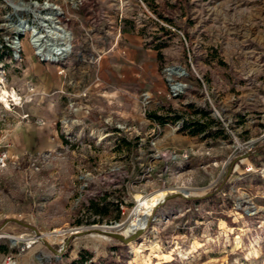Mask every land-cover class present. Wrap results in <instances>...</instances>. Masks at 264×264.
Segmentation results:
<instances>
[{"label":"rangeland","instance_id":"1","mask_svg":"<svg viewBox=\"0 0 264 264\" xmlns=\"http://www.w3.org/2000/svg\"><path fill=\"white\" fill-rule=\"evenodd\" d=\"M49 4L64 63L32 47L56 44ZM0 77V264H264V0H0ZM159 191L180 196L136 242L97 232Z\"/></svg>","mask_w":264,"mask_h":264},{"label":"bare ground","instance_id":"2","mask_svg":"<svg viewBox=\"0 0 264 264\" xmlns=\"http://www.w3.org/2000/svg\"><path fill=\"white\" fill-rule=\"evenodd\" d=\"M47 9H49V18L52 21H55L59 24H61L62 16L61 14L53 7L47 6ZM60 33L63 35V38L65 40V43H67V49L62 50V52L59 54L60 57H58V60L62 61H68L69 59L74 57V54L76 55V48L73 44V36L66 32L62 27L60 29ZM67 34V36H66ZM67 37V38H66ZM75 50V51H74ZM0 102L3 104V106L6 109L10 108V102L14 105H18L19 98L16 94L13 92L7 91L5 88H3V81L0 77ZM167 196V193L165 191H159L155 194L149 195L148 197H141L136 196L134 201L136 203L135 208L133 209V217L128 222V225L126 228H124V231L121 232L123 235L128 236L131 235L136 229L144 228L147 222L148 216L151 214L154 207L158 206L160 203H162ZM162 201V202H161ZM12 239V245L15 246L19 240V238H10Z\"/></svg>","mask_w":264,"mask_h":264},{"label":"built area","instance_id":"3","mask_svg":"<svg viewBox=\"0 0 264 264\" xmlns=\"http://www.w3.org/2000/svg\"><path fill=\"white\" fill-rule=\"evenodd\" d=\"M49 6L55 8L57 11L59 10V7L57 5L49 4ZM53 23L58 25V26H56V33L54 32L55 33L54 34L55 37H53V38L55 40L52 39V40L56 41V44H54V47L53 48H46V47L42 46L39 39H34L33 40L32 47L35 50V54L40 56V57H42V60L50 61L52 63H64L65 61L58 60V57H60L59 54L62 52V50H66L68 48L67 47L68 45H67V43H65L63 35L60 33V29H61V26H59L60 24L55 22V21H53ZM66 32H68L72 36V33L70 31H66ZM66 36H67V34H66ZM12 43L15 44V46L12 47L13 50H14V51H12L13 54H15L16 57H19L18 53L20 52V48L21 47H20L18 39H16V41H13ZM169 82H173V81L169 80ZM170 85H171L170 89H171V92H172L173 96H176V95L182 93V90H183V85L182 84H180V83H171ZM179 124H180L179 128L182 129L183 126L186 123L182 122V123H179ZM168 156L171 159H176V158H178L180 156L183 157L184 159L186 158V154L178 155L174 151L168 153ZM7 162H8V153H7L6 150H3L0 147V168H4L7 165Z\"/></svg>","mask_w":264,"mask_h":264},{"label":"water","instance_id":"4","mask_svg":"<svg viewBox=\"0 0 264 264\" xmlns=\"http://www.w3.org/2000/svg\"><path fill=\"white\" fill-rule=\"evenodd\" d=\"M177 196H180V194L169 195V196H167L164 199V201L169 200V199L174 198V197H177ZM161 204H163V203H160L159 205H161ZM158 206H156V208ZM7 222L8 221H6L5 223H7ZM118 226L119 225H117L116 227H118ZM25 227H27V226H25ZM144 229H145V227L144 228H140V229H136L133 233H131V235H128V236H125L121 232H118V231L97 230V232L100 233V234H103L104 236H107V237L113 238L115 240H118L124 245H128V244L136 241L138 238H140L142 236L143 232H144ZM33 231H34L35 237L37 239L43 241L42 235H40L37 231H35V229H33ZM74 234H79V233L75 232ZM10 240H11V242H13L12 239H10Z\"/></svg>","mask_w":264,"mask_h":264},{"label":"crops","instance_id":"5","mask_svg":"<svg viewBox=\"0 0 264 264\" xmlns=\"http://www.w3.org/2000/svg\"><path fill=\"white\" fill-rule=\"evenodd\" d=\"M10 91H12L14 94H16L14 90L10 89ZM18 104H19V102H18ZM28 131H29V129L27 130V132ZM43 131H44L43 128L39 129V127H33L32 130L29 131V133H28V136L30 138L29 141H25V142L21 143L22 146L24 147L23 149H28V150L36 149L37 150L38 149L37 146H38V144L40 145V143L42 142V138H43L42 136H44V133H42ZM181 133L185 134L186 137H189V136H187L188 134H186L185 132H181ZM186 137H184V138H186ZM181 142H182V140H181ZM32 147H34V148H32Z\"/></svg>","mask_w":264,"mask_h":264},{"label":"trees","instance_id":"6","mask_svg":"<svg viewBox=\"0 0 264 264\" xmlns=\"http://www.w3.org/2000/svg\"><path fill=\"white\" fill-rule=\"evenodd\" d=\"M149 117H151V118H153L154 120H158L159 122L160 121H162L163 120V117H161V116H156V115H154V114H149L148 115ZM162 123V122H161ZM186 130H189V133L188 134H190L191 136H195L199 131H201L202 129L200 128V127H198L197 125H196V123L195 124H193V125H190V126H187L186 124L183 126V128L181 129V131H186ZM137 241V240H136ZM135 241V242H136ZM108 264H121L120 262H111V263H108Z\"/></svg>","mask_w":264,"mask_h":264}]
</instances>
